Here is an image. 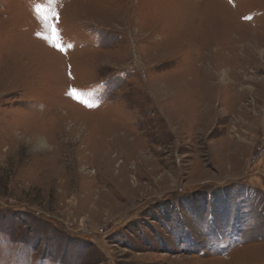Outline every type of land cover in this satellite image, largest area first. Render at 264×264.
Wrapping results in <instances>:
<instances>
[{"label": "rangeland", "instance_id": "obj_1", "mask_svg": "<svg viewBox=\"0 0 264 264\" xmlns=\"http://www.w3.org/2000/svg\"><path fill=\"white\" fill-rule=\"evenodd\" d=\"M46 3L0 0V264H264V0Z\"/></svg>", "mask_w": 264, "mask_h": 264}, {"label": "snow or ice", "instance_id": "obj_2", "mask_svg": "<svg viewBox=\"0 0 264 264\" xmlns=\"http://www.w3.org/2000/svg\"><path fill=\"white\" fill-rule=\"evenodd\" d=\"M59 4V0H47L46 4H37L35 6V10L38 14L41 15V18L45 21V28L50 29L54 34L58 36L59 29L55 26V23H49V18L51 17L52 21H58L60 18V13L57 9V5ZM59 47V45H57ZM68 48H71L72 45L69 44L67 46ZM62 51L64 49H61ZM82 103H85V101H81ZM88 106H92L91 104H88Z\"/></svg>", "mask_w": 264, "mask_h": 264}]
</instances>
